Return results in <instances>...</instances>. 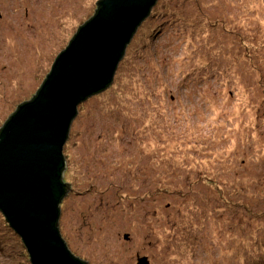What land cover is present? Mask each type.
I'll use <instances>...</instances> for the list:
<instances>
[{
	"label": "rangeland",
	"instance_id": "obj_1",
	"mask_svg": "<svg viewBox=\"0 0 264 264\" xmlns=\"http://www.w3.org/2000/svg\"><path fill=\"white\" fill-rule=\"evenodd\" d=\"M97 1L0 0V127ZM63 156L58 229L87 264H264V0H156ZM11 230L0 264H31Z\"/></svg>",
	"mask_w": 264,
	"mask_h": 264
},
{
	"label": "water",
	"instance_id": "obj_2",
	"mask_svg": "<svg viewBox=\"0 0 264 264\" xmlns=\"http://www.w3.org/2000/svg\"><path fill=\"white\" fill-rule=\"evenodd\" d=\"M155 2L101 0L95 16L55 58L35 98L19 104L3 124L0 213L21 238L31 264H84L57 228L65 194L63 147L78 106L112 83L127 44ZM138 264H147V258Z\"/></svg>",
	"mask_w": 264,
	"mask_h": 264
},
{
	"label": "trees",
	"instance_id": "obj_3",
	"mask_svg": "<svg viewBox=\"0 0 264 264\" xmlns=\"http://www.w3.org/2000/svg\"><path fill=\"white\" fill-rule=\"evenodd\" d=\"M100 1H101V0H99L98 3H99ZM98 3H97V8H96V10H95L93 16H92L90 19H92V18L95 16L96 12L98 11ZM150 11H151V10H150ZM149 15H150V13L148 14V16H149ZM148 16H147V17H146V18L140 23V25L137 27V29H138V28L141 26V24H142V23L148 18ZM90 19H88L83 25H85L88 21H90ZM83 25H82V26H83ZM82 26H80V27L78 28V30H79ZM137 29H136V31H137ZM78 30H77V32H78ZM136 31H135V32H136ZM77 32H76V33H77ZM134 34H135V33H134ZM134 34H133V35H134ZM75 35H76V34H75ZM75 35H74V36H75ZM74 36H73V37H74ZM132 37H133V36H132ZM72 39H73V38H72ZM72 39H71V40H72ZM131 39H132V38H131ZM131 39H130V40H131ZM71 40H70V42H71ZM70 42H69V43H70ZM128 44H129V43H128ZM68 45H69V44H68ZM68 45H67V46H68ZM126 47H127V46H126ZM65 49H66V48H65ZM65 49H64V50H65ZM64 50H63V51H64ZM63 51H62V52H63ZM62 52H61V53H62ZM61 53H60V54H61ZM124 53H125V50H124ZM58 56H59V55H58ZM58 56H57V57H58ZM123 56H124V54H123ZM123 56H122V58H123ZM55 60H56V59H55ZM121 60H122V59H121ZM49 73H50V72H49ZM49 73H48V75H49ZM48 75H47V76H48ZM47 76H46V78H47ZM46 78L44 79V81L46 80ZM44 81H43V83H44ZM43 83H42V84H43ZM42 84H41V86H42ZM110 85H111V84H110ZM110 85H109V86H110ZM41 86H40V88H41ZM109 86H107L104 90H106ZM40 88H39V89H40ZM39 89H38V91H39ZM104 90H102L101 92H103ZM38 91H37V92H38ZM37 92H36V94H37ZM101 92H98V93H96V94H99V93H101ZM36 94H35L30 100H28L27 102L22 103L21 105H24V104H26V103H28V102H31V101L35 98ZM96 94H94V95H96ZM94 95H92V96H94ZM92 96H90V97H92ZM88 98H89V97H88ZM88 98H87V99H88ZM21 105H20V106H21ZM20 106H18L17 109H18ZM17 109L15 110V112L17 111ZM15 112H14V113H15ZM14 113H13V114H14ZM9 118H10V117H9ZM9 118H8V119H9ZM73 120H74V119H73ZM7 121H8V120H7ZM7 121H6V122H7ZM6 122H5V123H6ZM5 123H4V124H5ZM3 126H4V125H2V126L0 127V131H1V129L3 128ZM68 135H69V132H68ZM67 137H68V136H67ZM66 141H67V139H66ZM65 144H66V143H65ZM63 158H64V156H63ZM64 162H65V158H64ZM63 173H64V171H63ZM61 183L65 186V194L63 195V197H62V199H61V201H62L63 198L65 197V195L68 193V191H69L70 188H69V184L64 183L63 179H61ZM158 185H159L158 182H157V183H154V184L152 183L151 187H153V188L155 189L156 187H158ZM141 188L144 189V185H142V187H139V191H142ZM164 189H165V188H161V189H159L158 191H156L155 193H158V192H159V193L166 192V191H164ZM173 193H174V191H173ZM173 193H172V194H173ZM132 197H133V196H132ZM61 201H60V203H61ZM59 211H60V208H59ZM59 215H60V213H59ZM4 218H5V217H4ZM58 220H59V218H58ZM8 225H9V224H8ZM57 228H58V222H57ZM58 230H59V229H58ZM11 231H12V230H11ZM62 240H63V239H62ZM20 242H21V241H20ZM64 243H65V242H64ZM23 246H24V245H23ZM23 248H24V247H23ZM24 250H25V248H24ZM68 250H69V249H68ZM69 252H70V251H69ZM70 253H71V252H70ZM71 254H72V253H71ZM72 255H73V254H72ZM73 256H74V255H73ZM74 257H75V256H74ZM76 258H77V257H76ZM78 259H79V258H78ZM79 260L82 261L84 264H86V262H84L83 260H81V259H79Z\"/></svg>",
	"mask_w": 264,
	"mask_h": 264
},
{
	"label": "flooded vegetation",
	"instance_id": "obj_4",
	"mask_svg": "<svg viewBox=\"0 0 264 264\" xmlns=\"http://www.w3.org/2000/svg\"><path fill=\"white\" fill-rule=\"evenodd\" d=\"M14 112H15V111H14ZM11 115H12V114H11ZM11 115H10V116H11ZM10 116H9V117H10ZM7 120H8V119H7ZM138 196H139V195H138ZM131 198H132V199H136V198H137V195H135V196H133V197H131ZM142 198H143V196H142ZM142 198H140V199H142ZM125 235H127V234H125ZM128 238H129L128 235L125 236V237H124L125 241H126V240H129ZM144 257H145V256H143V255L140 256L139 254H136V262H137V264H138L139 259L144 258ZM146 258H147V264H149L150 262H149V260H148V257H146Z\"/></svg>",
	"mask_w": 264,
	"mask_h": 264
}]
</instances>
